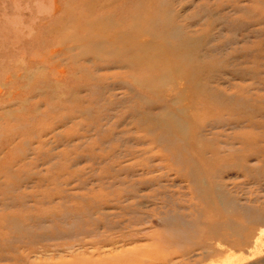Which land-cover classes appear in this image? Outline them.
Wrapping results in <instances>:
<instances>
[{"label":"rangeland","instance_id":"1","mask_svg":"<svg viewBox=\"0 0 264 264\" xmlns=\"http://www.w3.org/2000/svg\"><path fill=\"white\" fill-rule=\"evenodd\" d=\"M154 16L203 90L88 49ZM254 209L264 0H0V264H264Z\"/></svg>","mask_w":264,"mask_h":264},{"label":"bare ground","instance_id":"2","mask_svg":"<svg viewBox=\"0 0 264 264\" xmlns=\"http://www.w3.org/2000/svg\"><path fill=\"white\" fill-rule=\"evenodd\" d=\"M152 18L153 19L151 23H149V28H146V26L138 27L137 25H132L129 31H123L118 29L117 31H114L110 36L102 35L96 42L90 44L88 49H90L91 52L94 53L96 58L99 60H108L109 58L104 57L115 56L116 54L124 53L127 56L126 60H128L129 62L117 58L111 59L112 62H117L119 65H122V61L123 63L129 64L130 67H132L133 65H139L147 71H158L159 73L157 74V80L160 79L161 81L166 78H172V80L174 81L176 77H179L178 79L184 80L187 83L188 87L191 88V90H203L204 86H202V89H199V77L203 73L202 70L204 66L195 61L193 50L186 48L182 44V42L178 41L175 44H165L161 42L159 44V46L161 47L159 51H150L144 50L145 47H147L148 43L141 44L138 42L137 37L149 36L150 44L148 45H151L153 46V48H156L158 44L156 41H158L161 36H164L163 40H166L167 38H179V32L175 28H170L166 30L167 22H165L164 20H162L161 22H159V20L156 21L155 16ZM163 40L160 39V41ZM85 41L89 42L90 40H87L86 38ZM128 41H130V43ZM86 50L87 48L83 49V51ZM167 50L171 51V53L174 54V59H172L171 62H169L168 60ZM135 51H139L141 53L135 54ZM155 86L156 85L152 87ZM157 123H159V121H157ZM158 126L161 129L160 123ZM163 128L164 129H161L163 131L162 136H165V138L168 136H173L174 133L171 126H167L165 124ZM246 221L249 223H258L264 226V213H258L255 209L250 210L249 215H246ZM252 230H254V239L251 249H249L247 252V256H251L257 251H259L261 246L264 247V227H258L257 231H255L256 229ZM207 248L208 247H204L205 250ZM242 259L243 254L241 252L235 253L232 251H228V253L224 254V257H221L215 264H237Z\"/></svg>","mask_w":264,"mask_h":264}]
</instances>
